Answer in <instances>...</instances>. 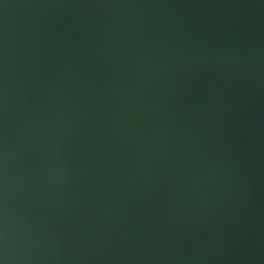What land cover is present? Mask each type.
<instances>
[{
	"label": "water",
	"instance_id": "1",
	"mask_svg": "<svg viewBox=\"0 0 264 264\" xmlns=\"http://www.w3.org/2000/svg\"><path fill=\"white\" fill-rule=\"evenodd\" d=\"M0 264H264V0H0Z\"/></svg>",
	"mask_w": 264,
	"mask_h": 264
}]
</instances>
